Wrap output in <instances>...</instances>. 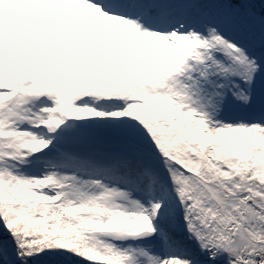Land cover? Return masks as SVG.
<instances>
[{
	"label": "snow or ice",
	"instance_id": "obj_1",
	"mask_svg": "<svg viewBox=\"0 0 264 264\" xmlns=\"http://www.w3.org/2000/svg\"><path fill=\"white\" fill-rule=\"evenodd\" d=\"M0 264H264V0H0Z\"/></svg>",
	"mask_w": 264,
	"mask_h": 264
}]
</instances>
